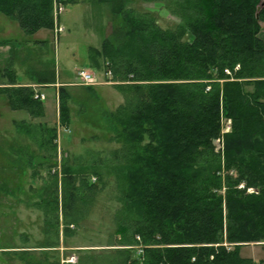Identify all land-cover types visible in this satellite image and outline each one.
I'll return each instance as SVG.
<instances>
[{
    "label": "trees",
    "instance_id": "trees-1",
    "mask_svg": "<svg viewBox=\"0 0 264 264\" xmlns=\"http://www.w3.org/2000/svg\"><path fill=\"white\" fill-rule=\"evenodd\" d=\"M263 1L165 0L180 23L163 30L152 17L125 9L126 0H107L119 31L103 40L100 51L91 49L90 59L96 68L97 59L107 62L105 70L125 95L113 117L128 147L115 226L119 240L134 250L113 264H256L239 249L264 242ZM0 13L26 36L54 29L52 0H0ZM2 76L10 77L0 84L8 107L41 116L34 90L18 86L16 74ZM36 77L40 84H53V71ZM57 99L60 124L67 126L64 88ZM223 120L231 122L227 133ZM49 142L55 143V129ZM216 142L222 147L216 149ZM63 175L61 219L67 233L78 221L67 210L79 187L70 170ZM81 189L95 186L81 176ZM53 200L56 207L45 224L57 234L58 197ZM77 202L85 201L77 197Z\"/></svg>",
    "mask_w": 264,
    "mask_h": 264
},
{
    "label": "rangeland",
    "instance_id": "rangeland-1",
    "mask_svg": "<svg viewBox=\"0 0 264 264\" xmlns=\"http://www.w3.org/2000/svg\"><path fill=\"white\" fill-rule=\"evenodd\" d=\"M62 1L66 5L61 3L65 9L57 23L63 31L58 34L42 29L26 36L15 20L0 13V84L10 78L2 76L5 73L16 74L18 83L34 78L40 71L54 70L62 80L68 76L67 81L78 84L64 88L70 116L67 126L60 124L54 89L43 90L46 99L38 100L43 112L35 118L24 111H12L0 95V264H77L88 255L92 258L89 264H113L130 258L133 250L119 240L115 226L117 215L122 212L118 183L128 161V147L122 127L113 117L125 103V95L116 88L119 83L112 82L111 72L105 70L106 61L101 59L98 68L91 65V49L100 51L104 39L117 35L119 21L114 20L107 0ZM126 1L125 9L134 15L152 17L163 30H173L180 23L165 0L155 4ZM55 2L59 1L52 0L53 14ZM262 32L264 26L261 39ZM36 40L47 43L43 49L31 48L29 43ZM88 48L89 62L85 65ZM77 69H86L101 86L79 84ZM108 72L110 75H106ZM226 75L232 77L230 73ZM124 84L120 83L121 87ZM222 126L223 133L231 130L229 120H223ZM52 129L55 143L49 142ZM214 145L216 149L222 147L218 142ZM64 169L70 170L75 177L73 185L79 187L67 210L78 221L67 233L61 219ZM81 176L95 190H79ZM55 182L57 191L51 195L48 191ZM55 196L60 225L57 234L45 224L56 207L51 204ZM77 197L85 202H77ZM49 244L54 248H42ZM239 254L258 264L264 258V242L243 244Z\"/></svg>",
    "mask_w": 264,
    "mask_h": 264
},
{
    "label": "crops",
    "instance_id": "crops-1",
    "mask_svg": "<svg viewBox=\"0 0 264 264\" xmlns=\"http://www.w3.org/2000/svg\"><path fill=\"white\" fill-rule=\"evenodd\" d=\"M53 32H55V29H53ZM262 40L264 42V32H262ZM46 43L47 42H44L42 40H36V41L30 42L29 45L31 46V48H34V49H43ZM25 46H27V45L25 44ZM87 52H88V56H87V62L85 63V65L89 62L88 61L89 60L88 59L89 58V48H88ZM100 63H101V60H100ZM91 65H92V63H91ZM77 70H79V69H77ZM53 74H54L53 84H52V82L46 83V84H43V83L40 84L36 80H34L33 77H29L28 80H26V81H18V83H20V82L21 83H20V85L18 83L17 84H18V86L31 87L37 93L43 95L45 97V99H46V96H45L44 91H43L44 89H54V95L56 97L57 91L59 88H65L66 89V88H72L73 86H78L77 82L75 83V82L67 81L68 76L67 77L63 76V78L65 77L64 79H66V81H65V80H62L60 73H57L55 70L53 71ZM98 86H101V85H98ZM98 86H95V87H98ZM44 101H42V102H44Z\"/></svg>",
    "mask_w": 264,
    "mask_h": 264
},
{
    "label": "built area",
    "instance_id": "built-area-1",
    "mask_svg": "<svg viewBox=\"0 0 264 264\" xmlns=\"http://www.w3.org/2000/svg\"><path fill=\"white\" fill-rule=\"evenodd\" d=\"M54 9H55V14L60 15L64 12L65 7L60 2H55ZM62 31L63 30L61 29V27H57L55 29L56 34L61 33ZM225 74H229V71L225 70ZM106 75H110V73L108 72ZM76 76L78 79V83L81 84L82 86L95 87V86L101 85L98 79L93 74L89 73L85 69L77 70ZM35 98L43 99V96H35Z\"/></svg>",
    "mask_w": 264,
    "mask_h": 264
},
{
    "label": "bare ground",
    "instance_id": "bare-ground-1",
    "mask_svg": "<svg viewBox=\"0 0 264 264\" xmlns=\"http://www.w3.org/2000/svg\"><path fill=\"white\" fill-rule=\"evenodd\" d=\"M63 14V13H62ZM62 14H60V15H56L55 14V9H54V19H55V25H56V28L57 27H61L58 23H57V20L59 19V17L62 15ZM58 24V25H57ZM55 28V29H56ZM35 96H43V95H41V94H39V93H34V99H36L35 98ZM45 99V97L43 96V99H40V98H37L36 100H44Z\"/></svg>",
    "mask_w": 264,
    "mask_h": 264
},
{
    "label": "water",
    "instance_id": "water-1",
    "mask_svg": "<svg viewBox=\"0 0 264 264\" xmlns=\"http://www.w3.org/2000/svg\"><path fill=\"white\" fill-rule=\"evenodd\" d=\"M261 6H264V1H263V3H262V5ZM261 6H259L258 8H257V13L260 11V9H261Z\"/></svg>",
    "mask_w": 264,
    "mask_h": 264
}]
</instances>
